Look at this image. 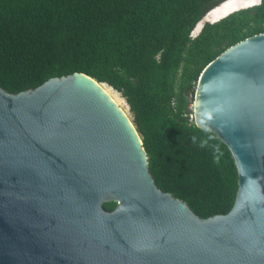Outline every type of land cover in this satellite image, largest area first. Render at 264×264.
<instances>
[{
  "label": "water",
  "instance_id": "95a60500",
  "mask_svg": "<svg viewBox=\"0 0 264 264\" xmlns=\"http://www.w3.org/2000/svg\"><path fill=\"white\" fill-rule=\"evenodd\" d=\"M105 85L74 72L0 87V264H264V32L209 62L190 95L237 166L226 214L203 218L157 185Z\"/></svg>",
  "mask_w": 264,
  "mask_h": 264
},
{
  "label": "trees",
  "instance_id": "16d2710c",
  "mask_svg": "<svg viewBox=\"0 0 264 264\" xmlns=\"http://www.w3.org/2000/svg\"><path fill=\"white\" fill-rule=\"evenodd\" d=\"M228 1L0 0V87L19 93L74 72L109 85L129 106L157 185L203 218L226 214L237 166L228 146L196 125L190 95L209 62L264 32L260 0L193 35Z\"/></svg>",
  "mask_w": 264,
  "mask_h": 264
},
{
  "label": "rangeland",
  "instance_id": "374dc122",
  "mask_svg": "<svg viewBox=\"0 0 264 264\" xmlns=\"http://www.w3.org/2000/svg\"><path fill=\"white\" fill-rule=\"evenodd\" d=\"M260 0H230L228 1L227 4L228 6L227 9L225 7L223 8H219L217 10H212L197 26V28L195 29L193 35H197L204 22L205 21H216L220 18H222L223 16L227 15L228 13L236 10V9H239V8H242V7H245V6H250V5H254V4H257L259 3ZM223 5V4H222ZM221 5V6H222ZM105 88H107V90L111 93V95L114 97V99L119 103V105L125 110V112L128 114V116L131 118L132 120V113L129 109V106L128 104L126 103V101L122 98L121 94L119 92H117L116 90H114L112 87H110L109 85H105ZM192 107H193V104H192Z\"/></svg>",
  "mask_w": 264,
  "mask_h": 264
},
{
  "label": "bare ground",
  "instance_id": "6f19581e",
  "mask_svg": "<svg viewBox=\"0 0 264 264\" xmlns=\"http://www.w3.org/2000/svg\"><path fill=\"white\" fill-rule=\"evenodd\" d=\"M227 4H229V3H224L222 6H220V7H218V8H216L215 10H217V9H219V8H223V7H225L226 9H227V7L226 6H228ZM107 89V88H106Z\"/></svg>",
  "mask_w": 264,
  "mask_h": 264
}]
</instances>
